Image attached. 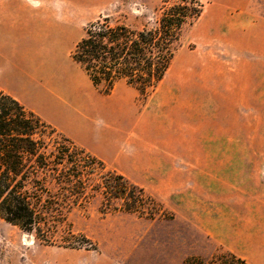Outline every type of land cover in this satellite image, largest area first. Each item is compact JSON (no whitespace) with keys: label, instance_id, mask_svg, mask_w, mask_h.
Listing matches in <instances>:
<instances>
[{"label":"rangeland","instance_id":"obj_1","mask_svg":"<svg viewBox=\"0 0 264 264\" xmlns=\"http://www.w3.org/2000/svg\"><path fill=\"white\" fill-rule=\"evenodd\" d=\"M23 1L28 8L18 25L22 39L19 46L9 40L8 53L18 50L22 63L35 67L41 84L49 81L51 98L88 123L92 138L63 127L57 117L64 114L43 98L25 105L144 187L165 215L150 219L122 210L102 213L97 194L86 208L76 207L67 216L73 230L91 241L78 248L44 244L0 218V264H184L188 256L230 251L197 225L199 214L202 218L198 190H203L196 181V160L203 150L223 152L235 146L261 154L256 161L264 167V0H200L202 15L185 28L171 66L148 97L125 81L104 94L70 54L86 26L100 16L137 28L152 26L163 0ZM28 10H34L35 19ZM1 20L0 32L10 31L11 25ZM62 27L75 31L73 46L66 47L56 35L48 41L47 32ZM243 93L247 107L234 111ZM201 100L220 109H202ZM199 125L205 135H246L253 141L205 144L202 149L196 142Z\"/></svg>","mask_w":264,"mask_h":264},{"label":"trees","instance_id":"obj_2","mask_svg":"<svg viewBox=\"0 0 264 264\" xmlns=\"http://www.w3.org/2000/svg\"><path fill=\"white\" fill-rule=\"evenodd\" d=\"M203 11L200 0H163L155 23L142 28L100 16L86 26L71 57L104 94L125 81L148 97L171 66L185 28ZM97 194L102 213L165 215L143 187L0 89V218L44 244L83 247L90 239L73 230L67 216L76 207L86 208ZM184 264L250 263L226 250L188 256Z\"/></svg>","mask_w":264,"mask_h":264},{"label":"crops","instance_id":"obj_3","mask_svg":"<svg viewBox=\"0 0 264 264\" xmlns=\"http://www.w3.org/2000/svg\"><path fill=\"white\" fill-rule=\"evenodd\" d=\"M24 8L28 7L23 0H0V19L4 24L11 25L10 31L0 32V89L24 105L33 106L30 99L43 98L53 106V110H59L64 114L57 117L64 124L63 127L75 136L92 138V128L88 123L79 120L73 111L51 98V93L46 91L49 81L41 84L35 67L31 64L24 65L18 50L8 53L7 42L15 41V45L19 46V41L22 39L18 25L22 21ZM28 11L35 19L34 10ZM62 28L60 31H48V41H51L52 35H56L63 37L66 47L73 46L75 31ZM212 96H214L213 92ZM240 98L241 102L233 108L234 111L247 107L245 93L240 94ZM204 102L201 100L199 104L202 109L205 107L206 110L211 111L220 109L213 102L206 104ZM65 120L74 122L76 127L68 125ZM245 121L243 120V123L246 125ZM252 141L253 138L246 135L220 136L213 132L205 135L203 130L200 131V125L197 127L196 142L202 149L205 144L236 145ZM226 149L220 152L210 148L209 151L203 150L201 154L197 153L196 181L199 186L202 183L203 191L201 193L198 188L200 195L197 210L200 212L202 209V218L199 214L196 222L203 231L250 264H264V167L262 168V162L257 164L261 154L245 150L237 151L235 146H228Z\"/></svg>","mask_w":264,"mask_h":264}]
</instances>
